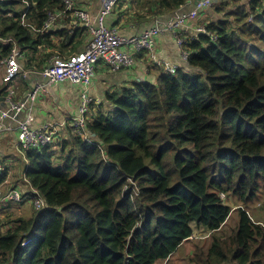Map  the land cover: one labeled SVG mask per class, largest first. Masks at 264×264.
Here are the masks:
<instances>
[{
	"label": "trees",
	"instance_id": "obj_1",
	"mask_svg": "<svg viewBox=\"0 0 264 264\" xmlns=\"http://www.w3.org/2000/svg\"><path fill=\"white\" fill-rule=\"evenodd\" d=\"M25 1L32 27L21 23L24 0L0 3V36L17 40L25 66L84 49L87 34L70 33L68 17L37 31L63 0ZM140 2L157 7L155 18L186 0ZM203 14L206 32L184 37L185 64L171 72L148 57L154 78L93 97L85 135L66 125L54 142L25 151L22 197L44 204L0 230V264H156L194 225L211 239L194 245L189 264H264V224L245 208L229 234L222 229L231 212L224 195L246 205L264 192V0H218ZM9 49L0 39V58ZM8 172L4 164L0 190ZM19 202L1 200L0 215L2 204Z\"/></svg>",
	"mask_w": 264,
	"mask_h": 264
},
{
	"label": "built area",
	"instance_id": "obj_2",
	"mask_svg": "<svg viewBox=\"0 0 264 264\" xmlns=\"http://www.w3.org/2000/svg\"><path fill=\"white\" fill-rule=\"evenodd\" d=\"M3 0H0V3ZM119 0H103L94 18L87 9L76 7L74 0H63L64 8L49 12L43 26L37 31H43L59 22L62 18H69L70 33L78 27L84 29L88 36L84 49L68 57L54 54L49 57L46 64L41 68H28L24 62L26 52L20 47L17 40L11 35L0 36V39L10 46L7 55L0 58V83L5 86V95L0 99V133L16 130L17 148L29 150L39 148L55 141L59 130L68 125L78 134L85 135L86 112L94 101L89 93L88 86L99 63H104L112 71L130 68L136 64L135 55L145 51L154 64L163 66L166 70L174 72L175 65L170 61L160 59L155 52V42L158 35L171 33L176 44L180 47L185 38L178 35L179 28L196 18L206 7L211 6L214 0H197L190 8L178 9L166 20L155 18L153 23L136 34H122L118 27L109 26L106 18ZM26 11L21 16L24 26L32 25L26 20V12L30 5L27 1ZM187 4V3H186ZM196 33H205L203 25L195 28ZM212 38H214L212 36ZM183 57L185 51L180 52ZM38 74L44 80L30 83L23 92L18 91V81L28 80L30 76ZM69 82L81 87L79 92V105L77 113L70 117L67 122L48 123L42 126L34 125L33 106L41 93L47 91L50 84L57 82ZM96 102H98L96 100ZM5 119L9 123H4ZM85 139L90 142L89 137ZM1 160V159H0ZM1 170V169H0ZM20 191L15 188L0 193V201L10 199L21 201ZM33 205L35 209L43 206V199L35 194ZM26 241L22 242V245Z\"/></svg>",
	"mask_w": 264,
	"mask_h": 264
},
{
	"label": "crops",
	"instance_id": "obj_3",
	"mask_svg": "<svg viewBox=\"0 0 264 264\" xmlns=\"http://www.w3.org/2000/svg\"><path fill=\"white\" fill-rule=\"evenodd\" d=\"M77 7H81L84 9H87V11L90 13L91 17L94 18L98 9L100 8L103 0H74ZM195 0H186L185 4L182 5L179 9H187L190 8L191 5L194 3ZM119 3V4H118ZM187 3V4H186ZM156 6L149 7L147 4H143L140 2V0H119L116 5L114 6L112 13L106 18V22L109 25H113L115 27H118L121 32L125 34H135L139 33L141 30L149 27L155 18H160L162 20H166L169 18L174 12L165 14L161 17H155L153 18L151 16V13L154 12L156 9ZM209 7H206L204 10H208ZM203 10V11H204ZM203 11L200 12V14L190 20L187 24L181 26L178 31V35H181L186 38H190L193 36H196L195 28L198 25H201L200 22L205 19V17L202 18V16H205L203 14ZM143 18L148 19L147 22H143ZM153 18V19H152ZM200 18H202L200 20ZM198 20H200L198 22ZM88 38V37H87ZM56 44H58L61 39H57L54 37L53 40ZM87 39L84 41L82 46L84 47ZM81 47V46H80ZM155 52L156 55L163 60L170 61L171 63H174L176 65H183L185 64L184 61L181 59V53H180V47L176 44L175 38L171 33H162L157 36L156 42H155ZM136 64L133 67L130 68H123L118 71H112L105 65L104 63H100L96 71H99L101 76L104 78L102 79L99 77L98 81H95L92 77L90 85L88 86L89 93L91 96H93L98 102H100L103 97L106 90L116 89L122 86L130 85L131 82H134L135 80H139L140 78L143 79H153L154 78V72L152 70V65L150 64V59L148 58V54L145 52L142 55L136 54ZM49 58L45 59L43 64L47 63ZM39 62V59H32V64ZM151 66V67H150ZM147 67V68H145ZM32 68H36V66H32ZM121 72L126 73H132V75H125ZM98 74V72H97ZM111 77V78H110ZM44 79L38 75L34 74L29 77L27 82V87H29L30 83H34L37 81H43ZM107 82H114L108 85V88L102 87L99 84H104ZM27 89V88H26ZM26 89L19 88V93H23ZM81 87L78 85H73L69 82H57L48 85L47 91L39 97V99L35 102L33 106V115H34V125L35 126H42L46 125L48 123H61V122H67L69 117H72L77 113V108L79 105V92ZM0 106H1V100H0ZM4 123H9L8 119H5L3 121ZM11 132H14V145L17 149V132L16 130L12 131H6L0 133V141L2 139H5L6 135L10 134ZM65 134V129L62 127L58 135ZM1 146V145H0ZM2 158L0 154V159ZM9 160V159H8ZM6 165V164H5ZM8 165V163H7ZM6 165V166H7Z\"/></svg>",
	"mask_w": 264,
	"mask_h": 264
},
{
	"label": "rangeland",
	"instance_id": "obj_4",
	"mask_svg": "<svg viewBox=\"0 0 264 264\" xmlns=\"http://www.w3.org/2000/svg\"><path fill=\"white\" fill-rule=\"evenodd\" d=\"M202 18H200V20ZM200 20H198V22ZM118 31L124 34L123 32L120 31L119 28ZM86 39H87V35H85L82 42H84ZM121 73L125 75H132L131 72L130 73L121 72ZM101 75L102 74H100L99 71H96V74L94 75L93 79L95 81H98L99 77L104 79ZM111 83L114 82H107L99 85L108 88V85ZM43 94L44 93H41L39 97ZM13 133L14 132H11L10 134L6 135L5 139H2L0 141V145H1L0 154L2 156L0 160V169H3L4 164L7 165V163H8L7 166L9 167L7 179L4 185L2 186L0 193H4L7 190H12L17 188L20 191L21 195H26L29 186L26 184V182L22 177L23 163L25 162L24 160L25 150H20L18 148L17 149L15 148ZM224 196H225L224 201H226L231 207L230 216L222 228L227 234H229L231 230L236 226L237 207L239 206L245 208L254 221H259L260 223L264 224V192L262 194H258L251 201H248L246 205L241 203L236 197H233L230 194ZM21 201L22 202L15 204L13 203L2 204L4 208L1 209V215H0L1 231H5L9 226H11L10 220H15L20 216L31 217L34 214L35 209L33 207L32 201L27 200L26 196H24ZM221 232L222 230H220L218 233ZM210 239H211V234L209 231H207V229H205L204 227L200 228L194 225V234L191 236V238L184 241L179 246V248L167 259L156 264H189V259L192 256V250L194 249V245H199L204 249H206L208 243L210 242Z\"/></svg>",
	"mask_w": 264,
	"mask_h": 264
},
{
	"label": "water",
	"instance_id": "obj_5",
	"mask_svg": "<svg viewBox=\"0 0 264 264\" xmlns=\"http://www.w3.org/2000/svg\"><path fill=\"white\" fill-rule=\"evenodd\" d=\"M216 1H218V0H214L213 2H216ZM196 2H197V0L194 1V3H196Z\"/></svg>",
	"mask_w": 264,
	"mask_h": 264
}]
</instances>
